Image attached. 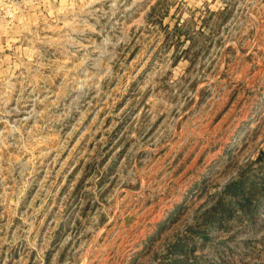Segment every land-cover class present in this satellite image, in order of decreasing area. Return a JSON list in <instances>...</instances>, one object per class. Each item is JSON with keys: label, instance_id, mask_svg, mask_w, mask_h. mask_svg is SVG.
<instances>
[{"label": "rangeland", "instance_id": "rangeland-1", "mask_svg": "<svg viewBox=\"0 0 264 264\" xmlns=\"http://www.w3.org/2000/svg\"><path fill=\"white\" fill-rule=\"evenodd\" d=\"M0 264H264V0H0Z\"/></svg>", "mask_w": 264, "mask_h": 264}, {"label": "trees", "instance_id": "trees-1", "mask_svg": "<svg viewBox=\"0 0 264 264\" xmlns=\"http://www.w3.org/2000/svg\"><path fill=\"white\" fill-rule=\"evenodd\" d=\"M244 176V171H240L235 178L225 183L224 187L218 193L219 196L215 204L208 209L207 219H211L216 212L228 211L227 214L233 213L234 207L230 208L228 204L223 203V198L226 196L232 197L237 202L238 200L242 201L241 204H244L245 206H250L248 205V200L251 199V195H253L252 192H260L261 187H257V184H253V181L246 183Z\"/></svg>", "mask_w": 264, "mask_h": 264}]
</instances>
